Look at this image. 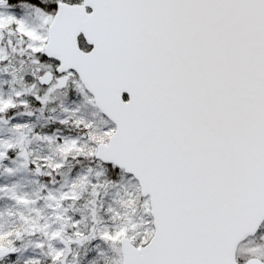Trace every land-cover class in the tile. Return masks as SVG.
<instances>
[{
  "label": "snow or ice",
  "instance_id": "obj_1",
  "mask_svg": "<svg viewBox=\"0 0 264 264\" xmlns=\"http://www.w3.org/2000/svg\"><path fill=\"white\" fill-rule=\"evenodd\" d=\"M0 74L3 124L36 103L58 125L33 159L12 123L0 162L52 183L84 164L0 185L31 213L0 226V264H264V0H0Z\"/></svg>",
  "mask_w": 264,
  "mask_h": 264
},
{
  "label": "rangeland",
  "instance_id": "obj_2",
  "mask_svg": "<svg viewBox=\"0 0 264 264\" xmlns=\"http://www.w3.org/2000/svg\"><path fill=\"white\" fill-rule=\"evenodd\" d=\"M25 1L21 0V3ZM28 2V1H27ZM34 2V0H33ZM19 7V4H18ZM21 11H25L21 9ZM12 64H18V58L13 56L11 58ZM3 78V74H0V79ZM11 91V88L8 85H0V92H3L4 95H8ZM31 99V98H30ZM30 107L32 109L33 115L29 116L27 111L23 105H20L18 109L14 110L15 114L9 113L5 116V119L9 120V124H3L0 121V138H15L18 133L15 132L14 129L11 128V124L15 122H25L27 121L32 128V132H29L30 143L28 144V149L31 153V157L36 159L41 156L46 155H56L54 152V145H50L47 141L41 140L33 135L34 132L43 133H51L53 127H57V124H54L48 117L52 115V113L45 111L44 113H40V106L36 103H31ZM24 131L28 132V129H24ZM70 131V129H64V133L66 134ZM57 158H59L57 156ZM22 157H16L14 154L10 155V157L3 162H0V185H7L9 188H15L20 193H29L32 196H36L41 191V185L48 184L49 187H52L54 190H58L62 185H65L66 182L70 183V180L73 176L76 175V170L84 167L83 162L78 159H73L71 157L65 163L64 168L61 173L55 174V183H52V178L39 174L35 171V166L31 162L25 167L21 161ZM5 167H13L16 170L14 174L7 173L4 169ZM87 199V193H85L82 201L78 205L80 209H83V201ZM39 206L41 208L45 207L46 202L44 200H40ZM47 211V209H45ZM83 211H87V209H83ZM23 212L25 215H29V209L19 205L9 193L0 192V226H4L10 224V226L15 229L20 226V215ZM11 213V214H10ZM36 237H32L29 235H25V240L19 244L22 249V252L25 250L24 246L31 239ZM29 254L38 253V250L28 246L27 249ZM23 256V255H22ZM24 257V256H23ZM83 258V256H81ZM16 264H21L16 261Z\"/></svg>",
  "mask_w": 264,
  "mask_h": 264
},
{
  "label": "trees",
  "instance_id": "obj_3",
  "mask_svg": "<svg viewBox=\"0 0 264 264\" xmlns=\"http://www.w3.org/2000/svg\"><path fill=\"white\" fill-rule=\"evenodd\" d=\"M22 1H25V0H22ZM27 1H28V2H33V0H27ZM2 227H3L5 230H7V229H15L14 227L10 226V224L4 225V226H2ZM23 259H24V257L21 255V256H20V259L17 260V262L23 264Z\"/></svg>",
  "mask_w": 264,
  "mask_h": 264
}]
</instances>
